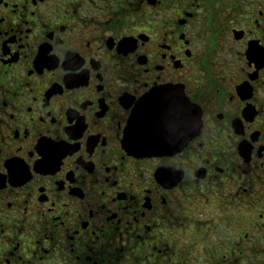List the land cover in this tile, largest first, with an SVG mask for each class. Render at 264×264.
Listing matches in <instances>:
<instances>
[{"label": "flooded vegetation", "instance_id": "1", "mask_svg": "<svg viewBox=\"0 0 264 264\" xmlns=\"http://www.w3.org/2000/svg\"><path fill=\"white\" fill-rule=\"evenodd\" d=\"M0 264H264V0H0Z\"/></svg>", "mask_w": 264, "mask_h": 264}, {"label": "water", "instance_id": "2", "mask_svg": "<svg viewBox=\"0 0 264 264\" xmlns=\"http://www.w3.org/2000/svg\"><path fill=\"white\" fill-rule=\"evenodd\" d=\"M190 115H192V114H190ZM190 115H188V117H187V121H188V119H189V120H192V122H193V121L195 120V119H194V116H193V119H192V118H190ZM134 120L137 121V116H136V115H134ZM130 138H131V136H130ZM147 138H148L147 135L142 136V139H143V140H142V143L145 144L144 150H145V151L153 152V147L151 148L150 145H148V143H147ZM187 138H189V133H188V136H186V140H187ZM136 148H137V147H136ZM138 149H140V148H138Z\"/></svg>", "mask_w": 264, "mask_h": 264}]
</instances>
